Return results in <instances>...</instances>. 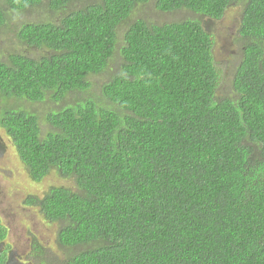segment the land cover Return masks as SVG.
I'll return each instance as SVG.
<instances>
[{
    "label": "trees",
    "instance_id": "trees-1",
    "mask_svg": "<svg viewBox=\"0 0 264 264\" xmlns=\"http://www.w3.org/2000/svg\"><path fill=\"white\" fill-rule=\"evenodd\" d=\"M45 2L55 20L16 30L29 51L0 52V129L33 182L73 183L25 202L57 225L59 263L264 264V0H156L214 21L239 6L240 58L221 96L200 20L140 19L118 46L150 0H0V29ZM45 102L57 108L43 131ZM30 242L34 260L54 262Z\"/></svg>",
    "mask_w": 264,
    "mask_h": 264
},
{
    "label": "rangeland",
    "instance_id": "rangeland-1",
    "mask_svg": "<svg viewBox=\"0 0 264 264\" xmlns=\"http://www.w3.org/2000/svg\"><path fill=\"white\" fill-rule=\"evenodd\" d=\"M8 18V27L0 29V52L4 55L13 52H27L28 49L16 40V30L21 24L53 21L56 16L49 11L48 4L45 2L28 12L9 13ZM190 18L200 20L206 32L213 37L215 61L218 67L224 71L223 83L218 95H224L228 92V77L231 70L240 58V51L237 44L234 43L241 18L239 6L228 8L220 21H214L186 10L162 13L156 8V0H150L149 3L138 6L130 18L119 27L118 46L122 45L127 28L137 20L142 19L148 23L162 24ZM30 53L33 55L42 54L40 51H30ZM100 79L98 76L94 77L96 82H99ZM27 107L30 108L32 105ZM55 107V104L51 102L38 104L35 107L36 112L40 114V124L43 131L47 129L45 114ZM52 186L73 187V183L62 179L55 172H51L40 183L33 182L23 165L13 154L7 138L0 129V221L8 228V237L4 245L0 244V252L3 251V247L8 246L10 253L8 264H39L30 255L32 253L30 242L32 237L36 238L45 249L49 258L47 263L49 260L55 263L62 260L63 257L57 250L55 243L57 225L47 222L38 209L25 205L26 200L31 195H42Z\"/></svg>",
    "mask_w": 264,
    "mask_h": 264
}]
</instances>
